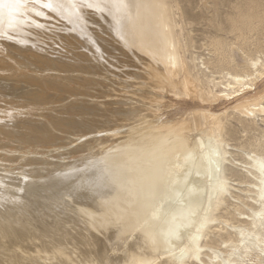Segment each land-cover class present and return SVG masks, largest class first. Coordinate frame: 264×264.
<instances>
[{"label": "bare ground", "instance_id": "6f19581e", "mask_svg": "<svg viewBox=\"0 0 264 264\" xmlns=\"http://www.w3.org/2000/svg\"><path fill=\"white\" fill-rule=\"evenodd\" d=\"M130 13L150 53L149 79L118 83L136 89L134 103L96 100L117 82L94 65L36 62L0 43V264H264V89L255 91L264 41L243 51L217 38L214 60H188L170 0H140ZM166 93L230 106L179 108L169 119L159 114ZM230 118L243 131L263 125L241 159L226 138ZM129 142L134 151L113 150ZM93 213L103 228L115 216L99 244L87 227Z\"/></svg>", "mask_w": 264, "mask_h": 264}, {"label": "rangeland", "instance_id": "374dc122", "mask_svg": "<svg viewBox=\"0 0 264 264\" xmlns=\"http://www.w3.org/2000/svg\"><path fill=\"white\" fill-rule=\"evenodd\" d=\"M170 1L177 18L178 16L180 17V12H182L181 18L183 20V35L189 39V45H187L188 50L185 52L188 60H190L192 55L198 56L199 58L201 57L204 59L214 60V57L218 54V52L223 50V45H212L211 42L217 38H219L218 40L225 42L240 43L241 45H239V47L243 48V51H250L253 50L255 46H258L251 45L252 42H250V40L256 44H259L260 42L263 43L264 41V0H256V2L254 0ZM58 2L63 3L66 6L65 9L62 10L61 14L49 12L45 9V16L35 17L33 13L26 12L24 17L25 23L20 26V29L18 31L9 30L8 35L11 34V39H8L5 36H0V43L2 44L4 40L7 42L14 41L11 44L14 43L13 45H15L16 43L17 46L19 44L20 46L18 47H20V53L23 51L25 53V50H28V52L31 51L32 53L34 52L33 54L35 55L33 57H27L30 58V60L36 62L40 61L42 63L46 56H51L50 58L53 59V61L55 60L59 63L63 62V64L74 62V64L77 65H87L86 63L94 65L98 69L100 68L101 72L107 73L111 80L117 82V85L114 83L113 86L114 88L117 86L115 89L119 90L109 93L112 95L111 97H98L96 100H105L106 102L110 100H120L122 102L127 101L134 103V98L136 96L134 97L131 91H136V89L130 86L123 87L118 83L126 80L125 82H127V85H129L131 82L143 81L142 79L146 78L149 79L150 76L148 75V67L145 66L146 62L144 61H146L150 53H148V43H140L134 36L135 28L131 23L133 14L127 11L121 12L120 14L117 13L115 9H112L111 12H108L106 9L103 13H101L94 8L87 7H81L78 12H76L72 8L68 7V0H58ZM86 2L96 3L98 0H86ZM125 2H127V0H125ZM134 2H136L138 5L140 0H134ZM249 7L250 9H248ZM135 8L136 7H134V9ZM120 16L123 17L121 18ZM248 18L250 19V24L247 26L245 23L246 19ZM111 21H113L114 24L110 25ZM124 22H127L128 24L126 23V25ZM37 23L42 25V27L35 26ZM2 28L3 25H0V29ZM114 39H116V41ZM232 47L234 56L236 57L238 55L237 60H240L239 56L243 55L241 54L243 51L241 49H237V45H233ZM87 52L88 54L90 52L89 56L87 55ZM91 53L93 56H91ZM144 54L146 55L144 56ZM86 55L89 57V59H92L91 57H93L94 61L91 62L90 60H86ZM27 57L26 59H28ZM96 60L99 62V64H96ZM210 66L212 67V64ZM149 70L150 73H152V70ZM114 73H116V75ZM20 78L23 79V76L21 75ZM109 81L110 80H106L107 83ZM20 85H23L22 81H20ZM255 86V91H261L264 89V76L256 83ZM31 88L33 89L35 87ZM47 92H49L48 96L53 93L52 91ZM9 93L10 92H5L7 95H9ZM94 93L98 92L95 90ZM61 94L65 95L66 93ZM119 94H123L124 96L118 97ZM7 98L15 101L14 103H18V98L16 97L14 98L9 95ZM85 99L91 100V98ZM93 99L94 98H92V100ZM162 101L163 106H161L162 110L159 112V114H161L162 117L169 119L174 116L179 108L183 110H187L189 108L192 110L208 108L211 111H221L230 106L229 101L219 100L214 102L213 105L209 107L200 100L193 101L188 98L184 100L187 102V105L179 104V102L182 100L176 98L171 93H166ZM140 105L142 106V104ZM113 106L115 105H107L106 108L110 109ZM143 106H146L147 109L154 110V108L150 105ZM151 110L147 111V113H150L149 115H153L151 114L152 112H150ZM233 119L234 118H230L229 120L226 138L228 139L229 143L234 146L233 157L236 159H241L242 152L239 147L243 146L246 149L251 148V146H248L246 143V138L257 135L259 132V127H263V125L261 121H258L257 129H255L253 126H245L246 130L243 131L244 127L241 126V124L236 119ZM99 120V123H101V119ZM155 131L156 130H153V132ZM158 136H160V133L157 132L156 138H158ZM121 141L123 143L125 139H121ZM131 143L132 142H129L127 145H117L113 148V150L118 147L123 150L122 152L125 150L132 152L134 151L132 149L137 147L135 145L132 147ZM72 144H75V142ZM152 147L153 146L150 147L149 145V148ZM146 149L148 148L144 147L140 150L138 148L137 150L142 152L146 151ZM120 158L130 160V158L128 156L126 158L125 155H123V157L120 156ZM135 159L137 160V158ZM120 209L122 210V207ZM112 216L105 217V228L109 226L111 222H115V216ZM88 220L90 226L87 227L93 235L95 234L96 242L98 244L101 241L104 242V235L101 234L104 233L105 228L100 227L99 224L101 220V214L93 213L88 217ZM70 232L74 233V230H71ZM23 244H26V242Z\"/></svg>", "mask_w": 264, "mask_h": 264}, {"label": "snow or ice", "instance_id": "6c2138e0", "mask_svg": "<svg viewBox=\"0 0 264 264\" xmlns=\"http://www.w3.org/2000/svg\"><path fill=\"white\" fill-rule=\"evenodd\" d=\"M138 5L134 0H98L96 3H87L86 0H68V7L72 8L76 12L81 7L94 8L101 13L106 9L111 12L115 9L117 13L130 12L131 9ZM63 3L58 0H0V25L3 28L0 29V36H6L8 39L12 37L8 35L9 30L18 31L20 26L25 23V13H33L35 17L45 16L44 10L49 12H55L61 14L65 9ZM37 27H42L40 24H36Z\"/></svg>", "mask_w": 264, "mask_h": 264}]
</instances>
